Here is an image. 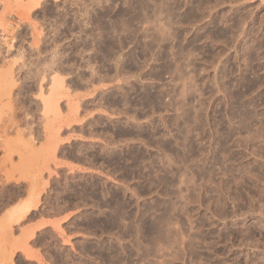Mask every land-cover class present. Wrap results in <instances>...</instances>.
I'll return each instance as SVG.
<instances>
[{"label": "rangeland", "instance_id": "rangeland-1", "mask_svg": "<svg viewBox=\"0 0 264 264\" xmlns=\"http://www.w3.org/2000/svg\"><path fill=\"white\" fill-rule=\"evenodd\" d=\"M0 264H264V0H0Z\"/></svg>", "mask_w": 264, "mask_h": 264}, {"label": "bare ground", "instance_id": "bare-ground-1", "mask_svg": "<svg viewBox=\"0 0 264 264\" xmlns=\"http://www.w3.org/2000/svg\"><path fill=\"white\" fill-rule=\"evenodd\" d=\"M28 210H29V208H28V207H26L24 212H28ZM128 234H129V233H128Z\"/></svg>", "mask_w": 264, "mask_h": 264}]
</instances>
